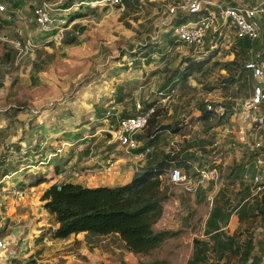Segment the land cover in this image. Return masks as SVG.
Returning <instances> with one entry per match:
<instances>
[{
  "label": "rangeland",
  "instance_id": "374dc122",
  "mask_svg": "<svg viewBox=\"0 0 264 264\" xmlns=\"http://www.w3.org/2000/svg\"><path fill=\"white\" fill-rule=\"evenodd\" d=\"M42 2L52 5L55 10L70 9L66 13L69 21L72 14L81 12L83 17L68 23L69 26L63 31L61 40L17 56L11 49L13 45L10 41L20 40L24 43L30 37L33 42H40L43 38L34 25L32 15L33 8ZM130 2L132 11L125 10L123 5L121 8L109 5L93 7L90 0H24L15 8H20L21 13L14 15L15 9L10 3L8 4L7 0H0V5L6 8V15H10L13 21L12 32L8 34L10 41L4 40L0 46V110L2 114L11 113V120L15 119L9 124L0 125L1 130L6 132L3 137L4 149L8 145L14 152H19L23 148L21 142H34L35 134L32 132L30 135L25 130L26 124L30 132L42 127V135L39 136L46 139V135L50 134L48 139L53 142L73 143L83 141L84 137L90 138L92 129L99 124L101 118L102 112L99 119L97 118V107L103 111L110 97L116 96L121 89L120 94L125 96L120 105L122 117L135 114L137 104L142 108L150 104L156 105L157 100L162 98L160 93L168 96L165 103L157 105V108H160L158 125L172 126L177 123L181 125L180 133H160L159 141L151 146L152 155L143 160L135 159L134 153L127 154L117 145H109L104 134L92 137L91 142H97L96 144L84 147L83 151L77 150L80 156L92 148L93 157L103 161V165H106L108 160L123 157L128 158L126 164L131 163L141 170L140 165L146 169L152 160L165 155V151L174 142L180 150L187 151L191 148L198 160L196 163L203 168L214 166V157L221 159L222 164L225 162L223 159L230 157L232 160L227 159L228 166L237 165L235 156L245 154L247 142L251 141L239 139L234 134L237 127L242 124L235 118L232 122L230 114L234 113L233 108L239 101L250 97L254 82L249 73L244 75V79L236 78L234 83L226 82L225 80H229L235 72L232 69L231 72L223 70V63L230 62L235 57L239 64L249 61L250 58L255 60L264 58V25L259 47L253 49V53H248V59L243 53L242 46L238 45V39L229 31L221 37L210 35L204 42L202 55L198 56L194 54L192 48L174 44L171 33L152 39L158 32L157 24L164 6L177 4L180 0H138L136 5L135 0ZM9 5L10 8L7 10ZM57 14L61 13L57 11ZM3 17L5 18V15ZM180 17L181 15L177 16V19ZM75 25L76 29L73 28ZM16 30H20L21 34L16 33ZM28 34L30 36H27ZM68 34L76 37L75 44H63ZM6 52L12 55L13 60L7 59L4 66L1 59L4 61ZM186 59L206 62L203 73L195 75L194 79L188 80L185 84L181 79L167 83L174 70L185 67ZM203 104H211L216 110L224 109V116L216 115L212 120L215 125H221L220 127H204V124L196 121L200 114L197 108ZM33 109L36 113L49 112L42 120H49L50 124L48 122L47 126L40 125L38 118H32L35 115ZM17 114L21 117L16 118ZM58 116L59 119L54 120ZM85 125L88 128L82 129ZM224 128L230 133H224ZM146 129L138 134L143 137L138 140L145 147L148 146ZM225 145L230 147H224ZM70 154L67 152L64 158L70 157ZM13 155L14 153L7 154L8 157L15 158ZM10 159L8 158V161ZM65 159L60 160V168L65 166L63 163ZM19 162L23 163L22 159ZM218 164L217 167L222 166ZM27 166L22 167L21 173L7 180L5 184H1L0 178V238L10 232L15 236L16 230L12 229L13 226L9 230L7 228L10 220L9 215H6L8 208L13 207L15 214L30 208L27 206L21 210L19 201L11 205V202L17 201V196L21 197L25 192L11 193L12 189L9 187L13 185L15 190L21 191V183H18V180H25L28 183V180H33L38 174L43 176L42 172L48 171L49 165H43L47 168L42 170L40 169L42 166H35L39 170L33 173L29 172L32 168ZM70 167L75 175L79 174L80 169L77 165L72 164ZM5 169L12 172L17 167L10 161L8 167L0 168V173L2 174ZM183 169L188 173L192 172L191 165L189 170ZM252 173L253 170H250L241 178L239 176L234 180L232 177L226 178L224 174L222 180L219 177L216 186L204 184L194 195L188 194L189 197L185 196L182 187L170 185L164 180L165 189L167 188L170 197L164 202L163 216L156 228L169 230L171 233L160 248L148 256L131 255L115 237L91 238L90 241H86L83 236L80 239L84 246L79 247L77 243H71L73 245L68 249L65 245L47 248L51 255L47 262L42 264H187L192 253L191 239L200 232L197 224H201L209 212L211 193L216 187L223 188L227 192L226 195L232 194L233 188H250L254 178ZM75 175L66 176L64 180L74 181ZM123 182L121 179L117 183ZM32 192L25 196L22 203L31 204V200H34L35 205L31 206H35L39 212L40 201L37 200V191ZM222 196L217 195L216 200ZM49 231L50 228L46 233ZM21 242L16 240L13 247H19ZM5 249L6 247L3 250ZM84 249L88 250L87 254L84 253ZM64 256H70L69 260L63 258ZM8 259L13 260L11 257ZM51 259L52 261H49Z\"/></svg>",
  "mask_w": 264,
  "mask_h": 264
},
{
  "label": "crops",
  "instance_id": "0c3cea01",
  "mask_svg": "<svg viewBox=\"0 0 264 264\" xmlns=\"http://www.w3.org/2000/svg\"><path fill=\"white\" fill-rule=\"evenodd\" d=\"M18 1L23 2L24 0ZM99 1L101 0H90V4L93 7L101 6L96 5L95 3ZM8 8H10V5L9 7L7 6V10ZM18 13H21L20 8L13 11L14 15H17ZM3 16L4 15L0 14V46L2 45L1 43L4 40L6 42L10 41L8 34L12 32L13 26V21H11V19H7V16H5V18ZM73 22L74 21H69V23ZM16 31L18 32V30ZM27 36L30 35L28 34ZM10 43L12 42L10 41ZM11 49L13 50L12 47ZM6 55L7 52L4 55V61L3 59H1L4 66H6L7 64L4 63L5 61H7ZM101 109L102 108L97 107L98 119L100 113L102 112L99 124L94 129H92L90 138L84 137L82 139L83 141L81 142H53L48 139L50 134L46 135V139L39 136L42 135V127H38L30 132L28 125L26 124L24 125L25 130L28 131L30 135L32 132L33 134H35V138L33 139L34 142H21L20 145H22L23 147L22 150H19V152H14L13 149L9 148L8 145L7 148L4 149L3 137L6 132L4 133V130H1L0 127V157H2V161L5 162L2 163L1 169L8 167L10 165V161L11 164H14V160L18 161L14 164V166L17 167L15 171L8 173L5 172L4 174L0 173L1 179L4 176H8L6 179L2 180L1 184H5L7 180L11 179L18 173H21V171L23 170L21 168L27 166L28 164L29 166L27 167L32 168V170L29 171L31 173H33L35 170H39L36 169L35 166H42L40 167V169L42 170L47 168L43 167V165H49L47 169L48 171L44 170L45 172H42L43 176L39 175L38 172V175L34 174L36 175L35 178L33 180H28V183L25 182V180H18V183H21V191L15 190L13 188V185L9 187V189H12L10 190L11 193L21 192L23 194V192H25L21 197L17 196V201L11 202V205L19 201L18 205L21 207V210L26 209L27 206H29L30 208H28L27 211H21L16 214L15 211H13V207L8 208L9 210L8 212H6V215H9L10 220L8 222L9 225H7V228L9 230L13 226L12 229L16 230L17 232L15 231V236L10 232L5 237L0 238L4 246L2 249H0V264H42L47 262L46 260L51 255L47 250V248H49L50 246L60 247L62 245H65L66 249L73 245L71 243H77L79 247L84 246V243L80 239V237L84 236L83 234L70 236L69 238L62 240L51 239L50 232L55 231L58 227V224H55L53 222L48 212L43 208V203L40 201L44 190L50 185L60 183H75L88 188L114 187L129 183L132 180L134 174H137V172L141 173L144 170L142 165L139 166L141 170H138V168H136L133 164H126L128 158L117 157L116 160L113 159L112 161H110V163L112 165V168L116 169L120 175H103L101 173L103 169L102 167L104 166L103 161H98L97 158L93 157L94 151L92 150V148L88 149L84 154L82 153V156H80V154H77V150L81 149V151H83L84 147L87 148L88 145L97 143L91 142L93 141L91 139H93L92 137L98 136L99 131L103 127L101 123L103 111ZM4 110L7 111V108L4 107ZM1 111L2 110H0V125H5L7 123L9 124V122L15 120L14 118L13 120H11V113L2 114ZM33 113L35 115H33L32 118H38V123L40 125H48L49 120L42 119H44L45 115H48L49 112L36 113V110L33 109ZM20 117L21 116L17 114L16 118ZM240 118H245V115H242ZM58 119L59 116L54 118V120ZM4 120L5 122L3 123ZM231 121L234 122V120L232 119ZM82 127V129H84V127H86V129L88 128L86 125ZM226 129L227 128H224V133ZM253 144L254 142H247V145L245 147V154L242 153L235 156L237 165L228 166L229 161L232 160V158L230 157L223 159L225 160L223 164L221 163V159H217V157L213 158V160L217 164L220 163L222 165L221 167H218L220 180L224 178V174L226 175V178L232 177V179L234 180L235 178L238 179L239 176L241 178L246 174V172L253 170V173L251 174L252 177L256 176L257 172L259 171V176L262 182H264V142L261 148L256 150L251 149ZM227 146L230 147L229 145H225L224 147ZM57 149L61 151L57 153ZM91 150L92 152L90 153ZM88 151L90 153L89 156H87L89 154ZM67 152H69V154L71 153V156L65 159L64 155ZM187 152H189V154H194L191 148H188L186 153ZM11 153H14L13 156L15 158L7 156V154L10 155ZM8 158L11 159L8 161ZM21 159L23 163L19 162V160ZM63 159H65V161L63 162L65 163V166L59 169V172L64 171V169L66 168L72 169L70 167V165L72 164L77 165L80 169L79 174L75 175V178L73 179L74 181L64 180L65 177H61V173L59 174L58 171H55V166L61 165L60 160ZM227 159H229V161ZM32 163L37 165H33ZM257 166L259 167L258 170ZM24 175L25 174H23V176ZM36 177L45 178L46 183L32 186L31 184L37 179ZM121 179L124 180V182L118 184L117 182H119V180ZM32 191H37V200L40 201L38 204L40 210L39 212L36 211L35 206H31L35 205L34 200H31V204L22 203L25 201V196H29L30 192L33 193ZM219 191L220 194H218ZM232 191V194L226 195L227 192L223 188L220 187L217 189L216 187V189L211 193L209 212L206 215L204 221L201 222V224H197V226H199L201 229L200 232L193 235V238L191 239L192 253L190 256L191 259L187 262V264L193 259L194 256H196L195 254L197 253V250H202V253H204L202 255H197L199 256L198 258L202 256L204 257V259L197 264H264V197L261 198L258 196H254L252 194L251 186L250 188H233ZM183 192H185V196H188L189 192L187 190L183 189ZM221 194L223 196L219 200H216V196H219ZM190 195L191 194H189V196ZM214 210H216L218 214L214 219H212V227L209 228L208 221L212 217ZM219 214H224L225 218L219 219ZM48 228H50V231L46 233V231H48ZM18 233L20 234L18 235ZM16 240H18L19 242L22 241L19 247H13ZM196 242H198V244ZM5 247L6 249L3 250ZM84 253L87 254L88 250L84 249ZM207 255H209V258H207ZM10 257L13 259L12 261L8 259ZM63 258L69 260L70 256H64ZM49 261H52V259Z\"/></svg>",
  "mask_w": 264,
  "mask_h": 264
},
{
  "label": "built area",
  "instance_id": "2783aa9c",
  "mask_svg": "<svg viewBox=\"0 0 264 264\" xmlns=\"http://www.w3.org/2000/svg\"><path fill=\"white\" fill-rule=\"evenodd\" d=\"M95 3L96 5L122 7L121 0H101ZM57 11L61 14H57ZM69 11L70 9L55 10L52 5L46 2L35 6L32 10L33 22L37 31L44 38L41 42H33L30 37L24 43L20 40H13L15 54L17 53V56L24 55L58 39L61 40L63 31L69 26L66 14ZM6 13L5 6L0 5V14L7 16ZM179 15L181 17L177 19ZM190 18L192 19L189 20ZM7 19H11V16L8 15ZM180 19H184L185 22L177 25V21ZM263 25L264 0H180L177 4L164 6L157 24L158 32L152 39L171 33L175 44L190 47L194 54L201 56L204 42L210 35L221 37L229 31L238 40L260 41L263 35ZM17 33L21 34L20 30ZM250 52L253 53L252 50ZM245 68L249 71L250 78L254 82L251 95L248 99L239 101L233 108L234 113H231L230 117L232 120H234L233 118L238 119L242 124L237 127L234 134L239 139L254 142L251 149L256 150L260 149L264 142V58L261 60L250 59L245 64ZM160 96L162 98L157 100L156 105L153 104L152 107L144 110L140 104H137L135 114L122 117L121 104L117 103L115 95H112L107 107L103 110L101 119L103 127L99 131V135L104 134L109 145H117L127 154L134 153L137 160H143L152 155L153 147L143 146L137 137L147 128L155 107L165 103L168 99V96L163 93H160ZM205 107L207 111L214 112L217 116H224L223 108L216 110L211 104H206ZM242 115H245V118H240ZM225 133H230V131L226 129ZM60 151L56 150L57 153ZM180 151V148L172 142L165 151V155L174 156ZM213 163L214 166L205 168L196 162L191 163V173L186 172L183 168L172 169L163 180L170 185L180 186L189 194L194 195L204 184L217 185L220 177L217 167L219 164L214 160ZM102 168L103 175H120L116 169L112 168L109 160ZM74 175L75 172L70 168L64 169L61 173V177ZM7 177L4 176L1 180ZM251 189L254 196L264 197V182L259 176V171L252 180ZM0 248H3L2 242H0Z\"/></svg>",
  "mask_w": 264,
  "mask_h": 264
},
{
  "label": "trees",
  "instance_id": "16d2710c",
  "mask_svg": "<svg viewBox=\"0 0 264 264\" xmlns=\"http://www.w3.org/2000/svg\"><path fill=\"white\" fill-rule=\"evenodd\" d=\"M7 1L14 9L20 5L18 0ZM134 3L136 5L138 0H135ZM121 4L125 10L129 11L132 8L130 0H121ZM118 7L120 8V6ZM81 17H83L81 12L72 14L70 21H75V19ZM184 22V19H180L177 21V25ZM73 28L76 29L77 26L75 25ZM75 43L76 37L72 34H68L63 41L65 45ZM258 43L259 41L251 42L248 39L238 40V45L242 46L243 53L247 55V59L249 58L248 53L259 47ZM11 56L7 54L6 59H10ZM247 62L248 60L239 64L235 57L234 60L223 63V70L231 72L232 69L235 72V74L230 76L229 80L225 81L234 83L236 78L244 79V75L249 73L245 68ZM184 63L185 67L174 70L167 79V83L181 79L185 84L188 80L194 79L195 75L202 74L206 64V62H200L195 59H186ZM245 83L247 84V79ZM120 93L121 89L118 94L115 93L116 101L122 105L125 96ZM152 105L150 104L143 108L146 110ZM197 111L200 114L196 121L202 125L204 124V127L216 128L221 126L212 122L216 114L207 111L205 104L199 105ZM124 116L126 117V115ZM159 116L160 108L155 107L146 129V137L148 139L146 144L148 146H153L159 141L160 133H180L181 125L179 126L177 123L172 126L158 125ZM141 138L143 137H137V139ZM197 161L193 153H186L185 149H183L174 156L163 155L152 160L146 169L140 174H134L135 176L132 180L125 185L98 188H88L75 183L50 185L44 190L40 201L53 222L58 224L57 229L50 232L51 239L62 240L79 234H83L86 241H90L91 238L115 237L121 242L123 249L131 255H150L160 248L171 233L170 231L156 228L163 216L164 202L170 197L167 188L165 189L163 178L172 169L186 168V170H189L191 162ZM2 163L5 162L0 157V168ZM59 169H61L59 166H55V171L60 174L63 171L59 172ZM5 172L7 170L3 174ZM36 178L32 182V186L46 183L45 178ZM217 214L218 212L214 210L212 217L208 221L209 228L212 227L211 221ZM224 218V214H219V219ZM196 243L198 244V242ZM202 254H204L202 250H197L196 256L188 264L201 262L204 257L198 258L199 256L197 255Z\"/></svg>",
  "mask_w": 264,
  "mask_h": 264
}]
</instances>
